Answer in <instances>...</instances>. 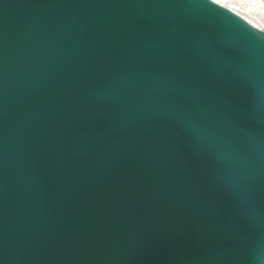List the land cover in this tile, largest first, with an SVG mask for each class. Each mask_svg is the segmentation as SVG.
<instances>
[{
	"label": "water",
	"instance_id": "95a60500",
	"mask_svg": "<svg viewBox=\"0 0 264 264\" xmlns=\"http://www.w3.org/2000/svg\"><path fill=\"white\" fill-rule=\"evenodd\" d=\"M261 35L208 0H0V264H264Z\"/></svg>",
	"mask_w": 264,
	"mask_h": 264
},
{
	"label": "snow or ice",
	"instance_id": "6c2138e0",
	"mask_svg": "<svg viewBox=\"0 0 264 264\" xmlns=\"http://www.w3.org/2000/svg\"><path fill=\"white\" fill-rule=\"evenodd\" d=\"M208 5L214 6V9H221L224 13L231 14L238 21L246 23L251 29L258 30L261 34H264V0H208ZM248 34L254 36V33ZM257 39L264 41V35H261ZM246 59V53L242 51L241 59L235 65H243L246 63ZM221 158L225 167L231 164L242 163L245 160L244 157L231 153H224ZM256 227L257 225L254 222L251 234L255 231Z\"/></svg>",
	"mask_w": 264,
	"mask_h": 264
}]
</instances>
